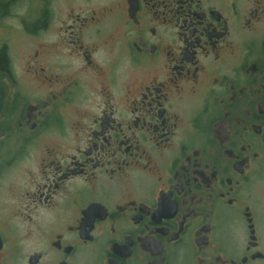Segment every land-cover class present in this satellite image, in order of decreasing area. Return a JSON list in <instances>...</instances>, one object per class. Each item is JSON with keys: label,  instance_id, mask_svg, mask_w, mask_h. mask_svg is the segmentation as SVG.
Returning a JSON list of instances; mask_svg holds the SVG:
<instances>
[{"label": "flooded vegetation", "instance_id": "af4514ba", "mask_svg": "<svg viewBox=\"0 0 264 264\" xmlns=\"http://www.w3.org/2000/svg\"><path fill=\"white\" fill-rule=\"evenodd\" d=\"M27 1L0 264H264V0Z\"/></svg>", "mask_w": 264, "mask_h": 264}, {"label": "rangeland", "instance_id": "374dc122", "mask_svg": "<svg viewBox=\"0 0 264 264\" xmlns=\"http://www.w3.org/2000/svg\"><path fill=\"white\" fill-rule=\"evenodd\" d=\"M30 9V2L27 0H0V44L3 41L13 44L14 39V46L9 51L17 76L22 83L26 82V76L22 75V67L25 66V59L30 51V44L22 35V27L29 26L33 20ZM11 179V176L2 178L3 192L4 190L7 191L9 184L12 183ZM3 201L12 204L13 199L10 195L0 196V204Z\"/></svg>", "mask_w": 264, "mask_h": 264}, {"label": "trees", "instance_id": "16d2710c", "mask_svg": "<svg viewBox=\"0 0 264 264\" xmlns=\"http://www.w3.org/2000/svg\"><path fill=\"white\" fill-rule=\"evenodd\" d=\"M5 60H6L5 51H1L0 52V68L4 64Z\"/></svg>", "mask_w": 264, "mask_h": 264}]
</instances>
